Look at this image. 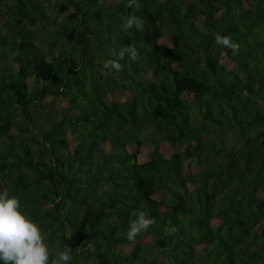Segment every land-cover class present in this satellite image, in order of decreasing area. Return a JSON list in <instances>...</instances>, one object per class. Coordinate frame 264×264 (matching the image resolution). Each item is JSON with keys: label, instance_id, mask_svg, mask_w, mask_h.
Segmentation results:
<instances>
[{"label": "trees", "instance_id": "16d2710c", "mask_svg": "<svg viewBox=\"0 0 264 264\" xmlns=\"http://www.w3.org/2000/svg\"><path fill=\"white\" fill-rule=\"evenodd\" d=\"M0 1L13 7L0 27V191L52 252L71 247V264H264V129L249 138L264 114L244 115L264 95V0ZM131 14L142 30L122 28ZM127 46L135 61L105 67ZM211 125L248 142L191 174L217 150ZM139 210L154 224L129 241Z\"/></svg>", "mask_w": 264, "mask_h": 264}, {"label": "clouds", "instance_id": "9594fccd", "mask_svg": "<svg viewBox=\"0 0 264 264\" xmlns=\"http://www.w3.org/2000/svg\"><path fill=\"white\" fill-rule=\"evenodd\" d=\"M137 0H128V7L136 6ZM144 21L135 14L127 16L122 24L125 30L143 29ZM215 43L231 49L233 54L238 50V44L229 36L216 34ZM116 59L105 64L119 72L122 64L119 62L127 57L135 61L138 58L137 49L132 46L123 47L114 53ZM154 224L153 218L143 210L135 213V217L128 223L126 238L134 240L139 234L146 232ZM175 232L173 226L168 229ZM73 249L64 246L52 252L46 243L42 229L32 216L28 215L21 206L18 196L10 195L7 191H0V264H71Z\"/></svg>", "mask_w": 264, "mask_h": 264}, {"label": "rangeland", "instance_id": "374dc122", "mask_svg": "<svg viewBox=\"0 0 264 264\" xmlns=\"http://www.w3.org/2000/svg\"><path fill=\"white\" fill-rule=\"evenodd\" d=\"M53 1L55 0H52V2ZM58 8H59L58 5H55V6L51 5V9L53 12H56ZM12 9L13 7L8 6L5 3L0 1V27L1 29H3V31H5L4 28L2 27L4 17L8 14V11H12ZM6 57H8V55H6ZM252 99H253L252 101H248V103L246 104L245 109H244L245 110L244 115L249 118H256L258 122H262V116L264 114V105H263L264 95L257 94L253 96ZM210 128H211L210 130L211 132L207 133L204 138L206 139V141L208 140L211 143H214L217 150L213 151V150L208 149L207 152L201 157L199 163H195V162H191V164L189 163V166L191 165L190 166L191 174L199 171V169H201L200 168L201 166H207L209 164L210 165L214 164L215 166H218V164L224 163L225 156L222 153V150H221L222 148H228V149H231L237 152L242 149L245 143L248 142V139H246L243 143L238 144L236 131L232 129H225V128L221 129V127L219 126H212V125ZM260 129H264V126L263 125L255 126V128L249 132V138L253 139L257 133V130H260ZM142 151L146 153L148 151V147H147V150L142 149ZM257 152L258 153L264 152V143L260 142V140H258V151ZM231 171L237 172L236 167L235 168L233 167ZM259 195L261 196V198L264 197L263 193H259ZM153 239L154 237L148 234L147 236H145L144 241H153Z\"/></svg>", "mask_w": 264, "mask_h": 264}, {"label": "water", "instance_id": "95a60500", "mask_svg": "<svg viewBox=\"0 0 264 264\" xmlns=\"http://www.w3.org/2000/svg\"><path fill=\"white\" fill-rule=\"evenodd\" d=\"M3 1H7V0H3ZM12 1H15V2H17L18 0H12ZM41 104H39V106H40Z\"/></svg>", "mask_w": 264, "mask_h": 264}]
</instances>
